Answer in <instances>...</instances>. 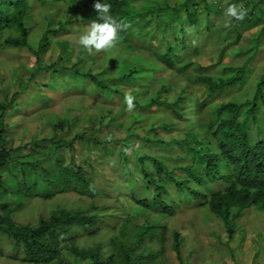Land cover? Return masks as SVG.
Wrapping results in <instances>:
<instances>
[{
    "label": "rangeland",
    "instance_id": "rangeland-1",
    "mask_svg": "<svg viewBox=\"0 0 264 264\" xmlns=\"http://www.w3.org/2000/svg\"><path fill=\"white\" fill-rule=\"evenodd\" d=\"M210 1L221 9L218 15L211 14L206 18L208 24L212 23L214 26L212 35L210 38L200 35L199 44L192 39L199 48L197 55L203 56L197 60L201 66H208L214 61L213 52L217 45L215 40L219 34L214 31H219L222 26L226 28L230 26V18L224 13L232 0ZM63 8V5L56 4H47L45 7L35 5L27 19L30 25L28 30L41 35L46 23L54 29L58 22L55 14H59ZM90 23L81 24L78 21L68 26V33L62 31L53 37L49 48L40 54L41 66L56 63L58 68L67 69L64 74H72L77 69L83 71V75L89 70L91 74H95L105 68L108 77H114L123 66H132L131 60L127 59L131 53L104 57L103 51L89 54L79 44L74 45L70 42L72 35L82 34ZM260 29L258 26L244 31L242 40L237 46L233 45L228 49L222 64L241 66L244 59L233 57L230 54L231 49L244 48ZM169 38L172 40L174 35ZM118 48L116 45L112 50L116 51ZM138 52L133 53V56L140 54ZM110 58L116 59V65L108 69L107 62ZM140 58L143 65L147 61L154 62L153 57L148 54L141 55ZM37 66L39 65L36 64L33 55L24 49H0V103L6 93L10 97L13 92L20 91L21 86L28 81L26 91L22 94L20 92V96L16 98V109L7 114L5 147L7 150L24 144L31 147L11 153L6 170L0 171L3 182L7 181L5 177L13 178V181L17 179L16 183H19L13 184L8 181L0 190L2 204L0 215H10L16 226L29 228L38 226L40 219L49 218L58 209L66 211L81 209L97 219L93 228H75L70 233H58L51 243L58 250L56 259L44 264H93L95 258H90L88 254L93 250H97V257L102 259V264H123L114 247V238L127 221L132 223L128 225L130 231L134 230V227L149 226L158 234L151 242L146 239L141 247H136V243H131L132 239L129 240L130 248L135 249L132 253L134 260L143 253H156L157 258L154 261L149 257L143 260V264H264V213L256 208L246 210L235 221L236 231L231 239L219 219L207 209L185 199L174 189L172 195L176 205L175 215L172 217L158 215L151 209L145 213L136 211L133 216L130 212L133 199L127 194L123 195L127 190L125 188L136 186L135 198L140 200L148 197L141 190L143 186L137 187V181L124 182L123 163L119 155L124 152L130 160L133 151L157 152L159 148L157 145L145 144L131 137L128 138L129 147L124 146L121 141L125 140L127 134L139 135L141 131L146 132L150 129L151 123H146V115L153 117L158 123H167L169 126L172 122L176 124L174 129L169 130L170 132L158 129L151 133V138H154L155 134L163 142L172 141L171 137L180 138L190 129L199 130L209 106V103L205 102L206 92L203 87L194 81H188L186 77L179 78L174 73L172 76L170 71H160L157 74L158 79L153 82L149 91L159 88L160 78L165 80L166 87L158 101L174 102L177 94L181 90L185 91V101L180 110L183 112V118L177 119L171 112L159 106H152L148 110L144 107L136 109L134 115L128 116L132 111L126 110L123 96L132 94V88L129 86H121L122 94L119 92L113 95L109 89L116 87L114 83L110 84L106 79L104 85L96 87L93 82L83 80L84 78L80 76L74 81L60 85L50 80L52 71L49 74L41 73ZM263 66L264 36L261 51L253 60L251 67L254 78L259 79L262 76ZM193 69L194 67H191L188 71ZM211 71L212 69H208L203 73ZM230 98L231 91H228L214 96L212 102L213 105L220 104ZM198 101H203L205 106L201 109L195 107ZM262 114L263 111H259L258 115ZM57 124H62L61 128L53 131V126ZM251 138L258 140L263 137L257 139L256 131L253 130ZM51 139L62 142L65 151H59L60 155H52L48 142ZM70 141L71 146L67 144ZM38 145L42 147L37 149ZM175 146L162 144L159 152L175 159L178 156ZM57 160L66 166L70 160L77 166H83L96 187L97 194L90 197L79 195L76 191L66 193L55 191L54 195L49 197L51 187L41 182L40 178L43 177V169L52 175L56 173ZM171 162L176 163L174 160ZM85 164H89V167ZM129 168L132 170V167ZM134 176H138L137 173H134ZM25 182L27 184L23 185ZM49 182L51 181L48 180ZM183 198L187 201L184 202ZM174 231L179 234L180 260L172 250ZM22 248L21 244L16 245L13 240L0 233V264H36L26 261Z\"/></svg>",
    "mask_w": 264,
    "mask_h": 264
},
{
    "label": "trees",
    "instance_id": "trees-1",
    "mask_svg": "<svg viewBox=\"0 0 264 264\" xmlns=\"http://www.w3.org/2000/svg\"><path fill=\"white\" fill-rule=\"evenodd\" d=\"M55 2L70 6V8H64L65 13L68 14L65 20L58 21L54 29L46 23L41 35L29 31L30 25L27 19L31 16L33 7L35 5L45 7L47 3L55 4ZM100 2L103 3L104 0ZM106 2L111 5V15L130 25L126 31L121 33V38L117 43L119 48L116 51L111 49L104 52V57L131 53L127 59L131 60L132 66H123L114 77H108L105 68L95 74H91L89 70L83 75V71L77 69L72 74H64L67 69L58 68L56 63L41 66L40 54L49 48L52 38L58 33L62 31L68 33L69 25L76 24L78 21L81 24L93 21L102 22L99 21V13L93 7L95 0H0V49L28 51L39 65L37 70L48 74L52 71L50 80L53 83L61 85L74 81L80 76L84 78L83 80H89L99 87L104 85L107 79L110 84L116 85L109 89L113 95L121 92V86H129L130 89L132 88L131 95L136 100L135 108L128 116L134 115L136 109L144 107L148 110L152 106H159L177 118L181 117V113L176 102L158 101L161 93L165 91V80L160 78L159 88L149 91L150 86L158 79L157 74L160 71H170L172 76L175 74L179 78L186 77L188 81L199 83L211 91V86L222 88L247 82L251 74V63L261 51L264 36V0H242L247 10L246 19L236 21L230 18V26L227 28L222 26L219 31H214L219 32L215 40L217 45L213 52L215 58L208 66H201L197 63V60L203 56L197 55L199 48L194 41L196 40L199 44L200 35L211 37L214 26L212 23L208 24L209 21H206V18H209L211 14L220 13L221 9L215 3L213 5L210 0H106ZM233 3H241V0H232L228 5ZM258 26L261 27L260 31L254 38H251V41H248L244 48L231 49L230 54L233 57L244 59L242 65L224 66L225 64L222 63L228 49L240 43L244 31ZM171 35H174L172 40L169 38ZM193 38L194 41H192ZM137 51L140 54L133 56V53ZM145 54L152 56L154 62L147 61L143 65L140 57ZM107 64L108 66L116 65V59L110 58ZM191 67L194 69L188 71ZM208 69L212 71L203 73ZM217 71L221 77L220 84H214ZM262 73V76L255 80L256 92L252 100L248 102L251 109L241 111L243 105L236 102L214 107L208 115V121L204 122L205 136L201 139L192 132L178 139L171 137L173 142H163L155 134L154 138H151L152 132L155 133L158 129L170 132L172 127L167 123V125L163 122L158 123L148 115H146V123H151L149 130L141 131L139 135L127 134L125 136V140L121 143L126 147H129L127 143L128 138L131 137L145 144L157 145L159 151L162 144L171 147L177 145L175 150L178 151L175 159L159 151L143 153L133 151L130 154V160L124 152L119 155L123 163L124 182L129 183L133 180L136 183L137 181V187L143 186L142 192L148 195L147 198L138 200L135 198L136 186L125 188L127 190L123 195L127 194L133 199V206L130 209L133 216L136 211L145 213L148 209L164 217L174 216L176 200L172 195V189L179 192L185 199L212 213L222 222L231 239L236 231L235 221L246 210L254 207L264 213V66ZM27 85L28 81L21 86L20 91L13 92L10 97L6 93L0 103V171L6 170L11 153L31 148L28 144L10 150L5 147V136H7L8 129L5 123L7 114L16 109V98L20 96V92L22 94L26 91ZM184 94L185 92L182 91L178 99L184 97ZM257 99L262 103L263 115L260 118L261 123L257 122L254 125L257 128V139L261 136L263 138L252 140L247 135V129L250 117L253 120L254 117L258 119L257 113L261 105L257 103ZM61 125H54L53 131L60 129ZM48 142L52 155H60L59 151H65V145L62 142H56L54 139ZM67 144L71 146L72 141ZM40 147L42 146L38 145L37 149ZM171 160L176 163L173 175L168 176L167 171ZM56 163L54 175L43 169V177L40 178L41 182L51 187L49 197L54 195L55 191H60V193L76 191L79 195L90 197L97 194L96 187L92 184L83 166L75 165L73 160H70L68 166L60 160ZM85 165L89 167V164ZM231 165L234 166L232 171L228 170ZM129 167H132V170ZM134 173L138 176L135 177ZM4 179L7 181L3 182L0 176V190L8 181L19 184L16 183L17 179L14 181L13 178L4 177ZM47 179L51 182L48 183ZM22 184L26 185L27 182ZM184 198L183 201H187ZM96 220L95 216H89L81 209L75 211L58 209L49 218L40 219L38 226L29 228L16 226L10 215H0V233L13 240L16 245L23 246L22 253L26 261L44 264L56 259L58 250L51 243L58 233H70L75 228H93ZM129 224L132 223L127 221L121 226L118 235L114 238V247L123 260V264H143V260L149 257L154 261L157 258L156 253H143L138 256V260H134L132 253L135 249L130 246L131 243H136V247H141L146 239L151 242L158 237V234L149 226L134 227V230L130 231ZM130 239H132L131 243ZM172 250L180 260L179 234L175 231L172 233ZM75 253L77 254L76 250ZM88 254L90 258H95L93 264H102V259L97 257V250L90 251Z\"/></svg>",
    "mask_w": 264,
    "mask_h": 264
},
{
    "label": "clouds",
    "instance_id": "clouds-1",
    "mask_svg": "<svg viewBox=\"0 0 264 264\" xmlns=\"http://www.w3.org/2000/svg\"><path fill=\"white\" fill-rule=\"evenodd\" d=\"M47 4H52V3H47ZM55 4L56 5H63L65 9L70 8V6H65L64 4H61V2H55ZM93 7H94V10L99 13V21H102V22L93 21L87 26V29L85 32H83L82 34H78V35L74 34L70 37L71 43H73L74 45L79 44L89 54H92L93 52H95V53H100L102 51L107 52V51L113 49L117 45V43L119 42V39L121 38V33L126 31L127 28L130 26L127 23H125L121 20H118L117 18H115L113 15L110 14L111 5L109 3H107L106 0H104L103 3H101L100 0H95ZM64 8L62 10H60L59 14H55V17L57 18L58 21L65 20V16L60 15L61 13H65ZM224 14L226 17H229V18L234 19L236 21H243L247 17V10H246V8H245V6L241 0V3L230 4L227 7ZM252 65H253V61L251 63V67H252ZM110 68H112V66H108V69H110ZM256 79H258V78H254V74L252 73V69H251V74L248 76V81L244 82V83L231 84V85H228L226 87L224 86L222 88L220 86H218V87L211 86V91L207 90V88H205L204 86H202L201 84L198 83L201 87L204 88V90L206 92V101L205 102L209 103L208 112L205 116V119L203 120V122L201 123V125L198 128L199 130L190 129L189 132H192L193 134L196 133V135L199 136V139L204 137L205 136L204 122L206 123L208 121V115L210 114L211 110L214 107H217L219 105L221 106V105L228 103V102H236L238 104L243 105V107L241 108V111L251 109L250 105H248L249 104L248 102L252 100V98L256 92V87H255V80ZM220 83H221V77L219 75V72L217 71V79L214 82V84H220ZM182 91L183 90H181L177 94V99L174 101L178 105L179 112L182 109V105L185 101V96H186V92L184 91L185 92L184 97H182L181 99H178V96L180 95V93ZM228 91H231V98L228 101H226V102L223 101L220 104L213 105L212 98L214 96L227 93ZM135 100H136V98L133 95H131V94L125 95L124 102L127 106L126 107L127 111L134 110ZM257 103L261 105L260 111H263V106H262V103L259 99H257ZM203 106H205L203 101L202 102L198 101L195 104V107H197L198 109H201ZM180 113H181V117H179L177 119L183 118V112H180ZM257 117H258V119H256L254 117L255 122L250 117V121H249L250 123H249L248 129H247L248 130L247 135L250 138H251V135L253 133V130L257 131L256 125H254V124H257V122L261 123L260 122L261 116H259L258 113H257ZM174 121L177 122V120H174ZM170 126L172 127V129H174L176 124L174 122H172V124ZM177 131H178V129H177ZM189 132H187V133H189ZM187 133H185V134H187ZM185 134L182 137H184ZM182 137H180V138H182ZM174 138L178 139V137H174ZM170 142H173V140ZM169 163H170V166H169V170L167 171V175L172 176L174 173L173 168L175 166L174 165L175 163H172L171 161H169ZM232 169H234L233 165L228 167V170L232 171ZM251 208H254V207H251Z\"/></svg>",
    "mask_w": 264,
    "mask_h": 264
}]
</instances>
